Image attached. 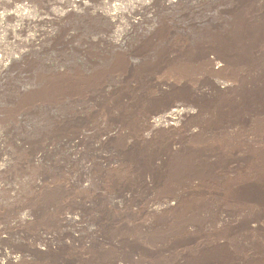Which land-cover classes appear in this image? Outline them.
<instances>
[{"label": "rangeland", "instance_id": "1", "mask_svg": "<svg viewBox=\"0 0 264 264\" xmlns=\"http://www.w3.org/2000/svg\"><path fill=\"white\" fill-rule=\"evenodd\" d=\"M165 1L0 0V95L30 87L34 61L59 69L71 59L109 53L118 40L121 50L131 49L165 25L172 30L155 60L105 89L96 106L80 114L87 142L112 153L95 150L100 166L91 168L92 183L101 195L119 193L114 207L106 205L117 220L97 221L101 234L94 240L82 216L83 205L93 211L90 200L47 206L38 197L55 186L35 177L49 140L28 147L12 130L3 134L4 149L16 157L0 171V264H264V0L235 11L220 4L216 13L200 9L204 0H175L173 7ZM194 25L207 36L195 48L183 32ZM180 109L189 114L163 125ZM78 133L52 137L64 141L65 152L66 142L83 136ZM136 147L145 156L144 171L126 152ZM79 170L59 174L70 197L95 190ZM138 173L142 188L119 190ZM29 203L43 205L36 210L41 215L34 212L38 218L30 216ZM43 216L56 219L54 227L43 226ZM12 230L21 234L9 239L2 233Z\"/></svg>", "mask_w": 264, "mask_h": 264}, {"label": "bare ground", "instance_id": "2", "mask_svg": "<svg viewBox=\"0 0 264 264\" xmlns=\"http://www.w3.org/2000/svg\"><path fill=\"white\" fill-rule=\"evenodd\" d=\"M148 1L152 2V0H147V2H146L147 6L150 5V4H147V3H150ZM163 1H165V0H163ZM169 1H171V0H169ZM169 1L168 0L165 1L166 7L176 6V5H174V2L177 4V2L180 0H178L177 2L175 0H173V4H172V2H169ZM205 1L208 3L206 5H203V6H206V8H204L203 6L202 7L200 6L201 7L200 9H207V10H209V13H210V12H215V11L220 12V10L217 9V7L220 4H221V6H224L226 8V10L235 11L239 8H244L252 0H204V2ZM221 2H223V3H221ZM193 3L195 5H197V4H199V0H195ZM212 10H214V11H212ZM202 12H204V11H202ZM221 14H224V13L221 12ZM160 28H162V27H160ZM173 28H176V26ZM196 28H197V26L194 25L193 28L189 27L185 31H183L186 35L188 34L187 37H188L189 45L191 47H194V48L197 45L205 43V41L207 40V36L205 35L206 33L204 34L202 32L204 30L203 29L200 30V29H196ZM182 29H184V28H182ZM170 31H172L171 25H165L160 32H158L155 35L153 34L154 39H152V38L149 39L147 37L148 39L146 38L143 40H138L136 42L135 46L131 49H128V48L124 49L123 48L124 50H121L122 48L119 47L120 42L117 39L118 41H116V42L114 41L115 43L111 44V47H112L111 52H109V53L103 52V53H97V54H93V55L84 56L82 58L81 63H76L72 59L68 60V61L64 60L65 62L63 63V65H60L59 69L56 66H53L52 63H50V61H43V62L40 60L34 61L32 63V66H31V73H32L31 75L32 76L30 77L28 74L29 72L28 73L26 72L28 74V77L31 78L30 79V81L32 82L31 86L28 88L18 86L16 89L14 88L11 92H8V93L6 92V94L1 93L3 95H0V96H2V97H0V144H1V147H0V153H1L0 154V171L3 168L5 169V168L9 167L10 164L11 163L13 164V161H15L13 158L15 155L11 156L10 152L7 151L6 149H4V146H3L4 141H3L2 137H4L3 134H5L6 132L9 133V131L12 130L14 133V135L12 134L13 135L12 138L15 139L16 141L20 142L21 144L28 146V147L30 145L33 146V145H36L38 143L40 144L43 141V139L49 140V142L47 143L46 146H49V148L51 147V149H47L48 151L45 150L43 152V156H40V157L36 156L38 158V163L40 166H39V172L37 174H35V177L39 183L46 180L47 178H50L55 183V186L52 188L53 190H50V191L46 190L47 192L41 193V195H39L38 197H40L44 201V203L46 202L47 206L50 204L62 206L63 202H66L68 199L70 200L68 202H77L78 200L83 201V200H85V198L90 200V202H91L90 206H91V208H93V211L90 209V207H89V210H86L87 207L83 205L84 210L82 211V216L85 219V220L83 219V221L87 225V231L90 235L88 237H90V239L92 238L91 240L95 239L96 232L101 234L100 227L97 226V221L99 222L100 220H103V218L104 219L111 218L110 220H117L116 217L111 216V214L107 210L108 207H106V205L109 204L111 207H114L115 202H116L115 200L118 199L119 193L116 190V192H114L112 195L111 194L101 195L100 193H98V191H99L98 184H97V187H95V185H93V183H92V179H91L92 177H90V176H93L94 172L92 173V175H90V173H91V170L94 168V166H97V164L99 162V161L95 162L97 159L96 155H98V154H95V152L97 150H98L97 152H99V149L97 148V150H96V147L94 146V144H96V143L91 145V143L89 144L87 142L89 139L87 140L88 137H87V134L85 133L86 129H83V128L80 129L79 128L80 126H82V124L85 123L83 121V119L80 118V114L86 108L95 107L96 103H97L96 99H98L100 96H102L105 89H108V87H113L116 84L120 83L123 80V78L129 74V72H131L135 68H138L140 65L144 64L145 61L155 60L156 59L155 58V52L157 50L163 49L169 45V41H170L169 35L171 34ZM173 32H175V31H173ZM63 51H64V48H63ZM37 55H35V56H37ZM62 57H63V55H62ZM217 62H218V60H217ZM61 63H62V61H61ZM62 68H63V70L61 71L60 69H62ZM0 70H3V67ZM27 74H25V75H27ZM180 111H181V109H180ZM173 112H175V110ZM177 113H178V111H177ZM183 114L188 115L189 112L181 111V113H178L175 115L174 114H172L171 116L168 115V117L165 118L163 125H165L166 127L173 125L172 122L176 120V117H178L180 119V117L184 116ZM107 125H109V124H107ZM2 126H4V127L7 126L8 129L7 130H6V128L3 129ZM103 127H104V125H103ZM76 131H79L77 136H81V135H83V136L75 138V139H78L77 143L74 142V143L70 144V143L66 142V144H65L66 150L69 148L68 149L69 152L68 151H65V152L61 151V145L60 144L64 143L63 140L62 141H56V142L53 141L54 138L52 136H54V135L55 136L58 135L57 137L66 138L67 134H70V133L72 134ZM136 131H138V130H136ZM80 132H82V133H80ZM87 133H88V131H87ZM5 135H7V134H5ZM93 135H95V134H93ZM92 138L94 139V136ZM8 139H7V141H8ZM75 139H74V141H75ZM108 139H109V137H108ZM90 141H91V139H90ZM94 141H95V139H94ZM123 143H125V142H123ZM10 145H12V144L10 143ZM158 145H161V144H158ZM103 146L104 145H102V143L99 144V148L101 151V152H99L100 155L103 154V150H102L104 148ZM127 147H129V146H127ZM133 147H135V146H133ZM119 148H121V147H119ZM137 148L138 147H136V149H134L132 152H128L130 150H128L126 152H127V154H130L131 157L135 158L134 161H136V165L139 168H142V170L144 171L145 168L148 167V165L145 162L146 161L145 156H143V153L140 152L141 148L140 149H137ZM30 149H32V147H30ZM45 149H46V147H45ZM142 149H143V146H142ZM144 149H146V148H144ZM153 149H154V147H153ZM42 150H44V149H42ZM37 152H39V151H37ZM143 152H144V150H143ZM105 153L108 155L110 154V156L112 154L108 150ZM152 153H154V151H152ZM44 155L48 156V158H46V156H44ZM149 155H151V154H149ZM105 157H106V155H105ZM103 158H104V156L102 157V159ZM29 162H31V159L29 160ZM88 162H91V165H89L90 163H88ZM16 164H19V165L23 164V161L21 162L19 159V161L17 160ZM25 165H26V163H25ZM98 166H100V165L98 164ZM101 167H103V166H101ZM101 167H99V168H101ZM14 168L18 169V167H14ZM75 168L76 169L79 168L80 170L83 169V171H85V174L87 175L86 177L89 179V183H90L89 189L93 188V187H94L93 189H95L93 193L92 192L90 193L89 190L84 192V193H86V197H82L81 195L83 193H81V192H80L81 194L79 193L75 197H73V196L70 197L72 194L70 192L71 189L69 191L68 188L63 187V186H61V183H58V181H59L58 178L60 176L59 174H62V176L63 175L70 176V173H71L70 170H75ZM2 172H4V171H2ZM5 175H7V174H5ZM81 175H83V174H81ZM94 175L96 177H98L99 174L98 175L94 174ZM11 177L12 176L10 175V178L8 179L9 182H11L10 181ZM140 177L141 176H139V173H138V175L137 176L135 175V177H133V179H131V180L129 179V181L128 180L125 181L126 183L123 182L121 187L119 186V188H120L119 190L122 191V189L125 188L129 192H133V191L136 192V190L142 188V178H140ZM99 178H103V175L99 176ZM33 179H35V178H33ZM93 180H94V178H93ZM97 180H98V178H97ZM60 181H61V179H60ZM72 181H73V179H72ZM39 183H36L35 185H33V187H38ZM71 183L69 184L70 187L74 184L77 185V183H75V182L74 183L71 182ZM78 184H80V183H78ZM82 187L84 188L85 186H82ZM116 188H114V189H116ZM163 192H166V190ZM19 193H20V191H19ZM127 195H129V193ZM30 200L34 201L33 199H30ZM83 202H85V201H83ZM0 203H3V201ZM94 204L96 205V208H94ZM29 205H30V203H29ZM86 205H87V203H86ZM30 206L33 208V210L30 209L31 211H29V212H31L30 216H32L33 218H38L39 215H41V214L37 213L38 210L41 212H42V210H44L43 205H42V207H37V206H35V204H32ZM26 208H27V206H26ZM21 209H24V207L19 208V210H21ZM95 209H97L98 212H100V214H98V215L94 214ZM34 212H36L39 215H35ZM119 212H118V214H119ZM4 213H5L4 210L0 211V219L2 216H4ZM71 215H72V213H71ZM112 215H113V213H112ZM71 218H73V217H71ZM65 219H67V217ZM41 221L44 222L42 224L43 226H47L44 224H48V225L53 226V225H55L57 220L56 219L54 220L53 218L50 219L49 217L43 216V219ZM72 221H73V219H72ZM73 223H74V221H73ZM47 227H49V226H47ZM96 229H97V231H96ZM2 233L6 234L7 238L10 239L14 235L17 236L20 232L18 233V231L12 230L9 232L2 231ZM58 241H59V239H58ZM58 252H61V250H59Z\"/></svg>", "mask_w": 264, "mask_h": 264}]
</instances>
